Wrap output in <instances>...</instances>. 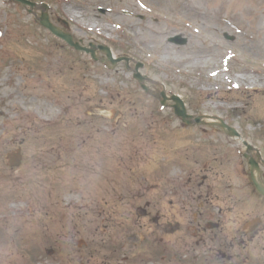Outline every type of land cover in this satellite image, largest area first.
I'll use <instances>...</instances> for the list:
<instances>
[{"label": "rangeland", "instance_id": "1", "mask_svg": "<svg viewBox=\"0 0 264 264\" xmlns=\"http://www.w3.org/2000/svg\"><path fill=\"white\" fill-rule=\"evenodd\" d=\"M28 1L115 64L0 0V264H159L161 237L169 255L195 254L186 227L205 199L232 207L248 264H264V198L236 152L249 143L264 160V0ZM138 63L192 125L142 91Z\"/></svg>", "mask_w": 264, "mask_h": 264}, {"label": "flooded vegetation", "instance_id": "2", "mask_svg": "<svg viewBox=\"0 0 264 264\" xmlns=\"http://www.w3.org/2000/svg\"><path fill=\"white\" fill-rule=\"evenodd\" d=\"M240 146H244L243 143H239ZM237 148L234 145H230L229 148ZM253 151L255 156L253 157ZM258 151L254 147L247 149H237L236 152L240 158H243L247 163V158L255 159L258 161ZM230 153V151H228ZM260 155H262L260 153ZM256 157V158H255ZM256 161V162H257ZM241 168L242 166L239 165ZM262 170V168H261ZM261 184L264 187L263 178L261 172L259 174ZM263 198V197H262ZM200 197L198 198L199 201ZM184 204V203H183ZM181 204L179 208L180 213H187L188 209L186 204ZM200 209L197 212L191 214V220L188 221L189 225L186 227L187 231H192L190 242H185L184 244L191 245L194 241L196 244L197 251L194 254L195 249L184 248L183 245H179L176 253L168 254L167 243L164 237L160 238L159 244L162 245L160 252L159 264H248L247 251V224L240 225L239 220L228 219L232 216V207H216L213 208L209 205L208 199L203 200L199 203ZM202 210V211H201ZM182 215H180L181 217ZM154 222H157L154 220ZM184 224H178L176 233L181 234V239L184 240ZM233 230V231H232ZM235 232V233H234ZM234 233V234H233ZM187 237V235H186ZM183 244V243H182ZM182 251L179 252V249ZM239 250V254L237 253ZM245 254V255H244ZM244 256V257H243Z\"/></svg>", "mask_w": 264, "mask_h": 264}, {"label": "water", "instance_id": "3", "mask_svg": "<svg viewBox=\"0 0 264 264\" xmlns=\"http://www.w3.org/2000/svg\"><path fill=\"white\" fill-rule=\"evenodd\" d=\"M14 1H17L19 2L20 4H22L23 6H27V7H30L31 9L35 7L34 4L32 3H29L28 1L26 0H14ZM47 7L46 6H42V9H46ZM44 10L42 11V15L41 17L39 18V23L41 26H43L45 29L49 30L55 37L63 40L69 47L73 48L74 50L76 51H84L86 52L87 54H90L92 56L93 59H95V56H94V52L95 50H100L102 51L103 53H105V55L107 56L108 58V61L114 65L115 64V61L113 60V57L109 51L108 48L106 47H101V46H98V47H92V49H85V48H82L80 47L78 44H75L73 42V39L70 35L68 34H65L63 32H61L60 30H58L57 28H55L53 25H51V23L49 22V18L48 16L44 13ZM120 60H123L125 63H128V59H119L117 61H120ZM142 65L141 64H137L136 65V68H135V74H134V79H137L138 82H142L145 78H142V77H138L137 74H138V69L141 68ZM143 88V86H142ZM144 89V88H143ZM145 90V89H144ZM146 91V90H145ZM161 97L164 99V101L167 100L166 96L164 93L161 94ZM171 101H173L174 103H176V105L174 106V110H175V113L176 115L186 124H191V116H188L186 114V110L184 108V105L183 103L179 100V98L173 96L170 98ZM194 122L195 123H200L201 120L199 118H196L194 119ZM222 128H227L225 125H221ZM227 130H230L232 133L231 135H235L233 133V131L229 128H227ZM250 169H251V179H252V182L257 190V192L264 197V187L263 185L261 184L260 182V179L258 177V174H259V168L257 166V164L251 160L250 161Z\"/></svg>", "mask_w": 264, "mask_h": 264}, {"label": "bare ground", "instance_id": "4", "mask_svg": "<svg viewBox=\"0 0 264 264\" xmlns=\"http://www.w3.org/2000/svg\"><path fill=\"white\" fill-rule=\"evenodd\" d=\"M9 1H14V0H9ZM14 2H16V1H14ZM44 10V9H43ZM42 10V11H43ZM44 13L47 15V12H46V9L44 10ZM37 21H38V23H39V19H37ZM40 24V23H39ZM184 39L182 38V42H185V41H183ZM186 43V42H185ZM68 46V45H67ZM109 51H110V53H111V55H113L112 54V51H111V49L109 48ZM94 56H96V50H95V52H94ZM95 60V59H94ZM106 62V63H105ZM102 64H105V65H107V64H109V63H107V60L106 59H104V61H103V63ZM126 66H127V68L129 69V66H128V64H126ZM240 81V80H239ZM146 82H149V81H146ZM250 84H251V87L253 86V83L252 82H250ZM143 86V88L146 90V92H151V89L149 88V87H147V86H145V85H142ZM255 86V85H254ZM209 123H212V124H217L218 126H221L220 124H219V121H217V120H212V119H208L207 120ZM189 125V124H188ZM220 128H222V127H220Z\"/></svg>", "mask_w": 264, "mask_h": 264}]
</instances>
